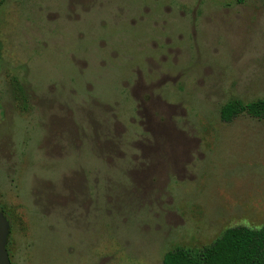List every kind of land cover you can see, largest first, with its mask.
I'll return each mask as SVG.
<instances>
[{
    "label": "rangeland",
    "instance_id": "374dc122",
    "mask_svg": "<svg viewBox=\"0 0 264 264\" xmlns=\"http://www.w3.org/2000/svg\"><path fill=\"white\" fill-rule=\"evenodd\" d=\"M264 0H0L10 264H162L264 227Z\"/></svg>",
    "mask_w": 264,
    "mask_h": 264
},
{
    "label": "trees",
    "instance_id": "16d2710c",
    "mask_svg": "<svg viewBox=\"0 0 264 264\" xmlns=\"http://www.w3.org/2000/svg\"><path fill=\"white\" fill-rule=\"evenodd\" d=\"M236 2L241 4L244 0ZM240 114L262 118L264 100L242 103L230 99L219 110V118L224 123H230ZM162 264H264V227L257 230L246 227L227 229L196 254H189L181 248L167 252Z\"/></svg>",
    "mask_w": 264,
    "mask_h": 264
},
{
    "label": "water",
    "instance_id": "95a60500",
    "mask_svg": "<svg viewBox=\"0 0 264 264\" xmlns=\"http://www.w3.org/2000/svg\"><path fill=\"white\" fill-rule=\"evenodd\" d=\"M9 233V222L0 211V264H10L6 250L7 237Z\"/></svg>",
    "mask_w": 264,
    "mask_h": 264
}]
</instances>
